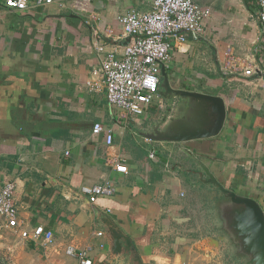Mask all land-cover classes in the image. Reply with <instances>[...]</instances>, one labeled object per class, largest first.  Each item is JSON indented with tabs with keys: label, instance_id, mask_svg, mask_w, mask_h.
Masks as SVG:
<instances>
[{
	"label": "crops",
	"instance_id": "1",
	"mask_svg": "<svg viewBox=\"0 0 264 264\" xmlns=\"http://www.w3.org/2000/svg\"><path fill=\"white\" fill-rule=\"evenodd\" d=\"M194 1L210 11L205 35L178 44L164 67L173 87L221 95L227 118L219 135L180 142L150 136L189 119V99L160 92L136 116L86 83L100 62L95 42L122 50L130 38L119 16L150 10V0H55L24 12L0 0V192L14 180L19 217L54 232L51 247L16 233L15 262L80 264L66 253L75 245L90 246L92 264H130L129 254L110 251L98 211L132 238L144 264L246 263L211 205L221 194L201 180L194 157L264 209V31L257 0ZM229 48L261 72L223 74ZM96 122L113 130L112 145L93 134ZM110 159L125 161L128 172ZM105 179L117 192L89 202L82 187Z\"/></svg>",
	"mask_w": 264,
	"mask_h": 264
},
{
	"label": "built area",
	"instance_id": "2",
	"mask_svg": "<svg viewBox=\"0 0 264 264\" xmlns=\"http://www.w3.org/2000/svg\"><path fill=\"white\" fill-rule=\"evenodd\" d=\"M1 1L8 9L24 12L33 7L48 6L55 0ZM150 3L151 9L148 11L132 9L119 16L124 35L130 38L122 50L106 51L103 45L95 42L100 62L86 80L90 89L105 90L110 105L136 116L144 115L148 106L160 96L162 67L170 62L175 47L190 40L202 39L205 35L204 22L210 16V11L194 0H150ZM257 4L256 17L264 31V0H257ZM221 71L225 75L252 76L261 72V68L229 48ZM92 132L95 135L104 133L106 143H114L113 130L106 128L103 123L96 122ZM109 163L119 173L128 172L122 159H110ZM15 189L16 182L10 180L0 192V229L12 230L23 239L40 241L45 247H51L54 244V232L51 229L42 225L29 228L19 217L14 204ZM81 191L94 203L101 196L114 195L117 187L114 181L105 179L83 186ZM98 234L102 235L103 231H98ZM90 250V246L68 245L66 253L76 257L80 264H92Z\"/></svg>",
	"mask_w": 264,
	"mask_h": 264
},
{
	"label": "water",
	"instance_id": "3",
	"mask_svg": "<svg viewBox=\"0 0 264 264\" xmlns=\"http://www.w3.org/2000/svg\"><path fill=\"white\" fill-rule=\"evenodd\" d=\"M160 92L165 97L189 99L193 105L191 117L174 122L166 131H156L150 137L184 142L214 137L222 131L227 118V107L221 95L173 87L164 66ZM194 161L201 168L199 170L201 180L219 188L221 196L228 202L225 206L227 208L225 228L229 230V235L239 252L245 256V264H264V209L261 204L255 198L226 187L203 161L195 157ZM96 216L105 227L104 233L108 236L110 251L115 255L129 254L130 264H144L141 256L137 254L132 238L113 217L98 211Z\"/></svg>",
	"mask_w": 264,
	"mask_h": 264
},
{
	"label": "rangeland",
	"instance_id": "4",
	"mask_svg": "<svg viewBox=\"0 0 264 264\" xmlns=\"http://www.w3.org/2000/svg\"><path fill=\"white\" fill-rule=\"evenodd\" d=\"M219 193L213 195H220L222 192L219 188H215ZM216 195V196H217ZM223 198V196H221ZM214 201L216 199L213 198ZM21 239L16 232L9 229H0V264H22L21 262H15L20 255L19 247L16 249V245L20 244ZM11 245V246H10ZM10 247H13L12 249Z\"/></svg>",
	"mask_w": 264,
	"mask_h": 264
},
{
	"label": "flooded vegetation",
	"instance_id": "5",
	"mask_svg": "<svg viewBox=\"0 0 264 264\" xmlns=\"http://www.w3.org/2000/svg\"><path fill=\"white\" fill-rule=\"evenodd\" d=\"M218 197V196H217ZM216 201H215V204H211L213 207H216L218 208V210L220 211V223H221V227H223V231L225 233H229V230L226 227V214H225V211L227 210V208L225 207L226 204L228 203L227 200L223 197H219V198H215ZM231 238V237H230ZM231 240L233 241L234 243V240L231 238Z\"/></svg>",
	"mask_w": 264,
	"mask_h": 264
}]
</instances>
